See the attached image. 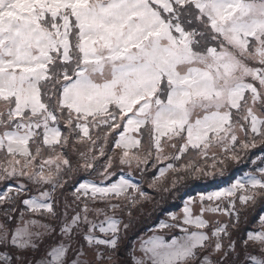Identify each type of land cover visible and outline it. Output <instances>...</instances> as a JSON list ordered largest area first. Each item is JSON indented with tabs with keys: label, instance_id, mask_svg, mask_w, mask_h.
I'll return each instance as SVG.
<instances>
[{
	"label": "snow or ice",
	"instance_id": "obj_1",
	"mask_svg": "<svg viewBox=\"0 0 264 264\" xmlns=\"http://www.w3.org/2000/svg\"><path fill=\"white\" fill-rule=\"evenodd\" d=\"M0 264H264V0H0Z\"/></svg>",
	"mask_w": 264,
	"mask_h": 264
},
{
	"label": "rangeland",
	"instance_id": "obj_2",
	"mask_svg": "<svg viewBox=\"0 0 264 264\" xmlns=\"http://www.w3.org/2000/svg\"><path fill=\"white\" fill-rule=\"evenodd\" d=\"M198 190H201V189H198ZM193 195H195V192L191 193ZM178 203V202H177ZM172 210H178L176 208H173ZM154 217H155V214L152 216V217H149V216H145V219L143 221V226H142V231L147 233V228L149 227H152L153 226V221H154ZM162 218V217H161ZM147 235H151V233H147ZM146 238V236H145Z\"/></svg>",
	"mask_w": 264,
	"mask_h": 264
}]
</instances>
